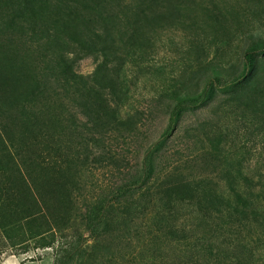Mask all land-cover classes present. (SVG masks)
Wrapping results in <instances>:
<instances>
[{
    "label": "rangeland",
    "instance_id": "obj_1",
    "mask_svg": "<svg viewBox=\"0 0 264 264\" xmlns=\"http://www.w3.org/2000/svg\"><path fill=\"white\" fill-rule=\"evenodd\" d=\"M77 2L0 0V264H56L66 243L84 249L79 264H264V0H94L112 20L66 31L69 13L89 16ZM91 38L118 56L79 46ZM64 55L72 87L50 77ZM208 83L151 181L92 235L85 209L134 183L177 97ZM20 169L67 228L54 242L32 235L44 223L25 219Z\"/></svg>",
    "mask_w": 264,
    "mask_h": 264
},
{
    "label": "trees",
    "instance_id": "obj_2",
    "mask_svg": "<svg viewBox=\"0 0 264 264\" xmlns=\"http://www.w3.org/2000/svg\"><path fill=\"white\" fill-rule=\"evenodd\" d=\"M94 0H90L91 3L86 4V2H83V0H78L77 4L80 6L78 7L82 11H87L89 13V16H85L82 12H77L76 14L72 15V13H69L67 18H65V24L64 29L68 31V29L71 26V21L80 22L83 19L84 25H86L87 29L90 26V24L93 21V18L95 17L94 14H96L98 17H100L103 21H111L112 18L109 16H104V10L102 11V5L97 8V5H93L92 2ZM71 16H73V20L70 19ZM97 21V19L95 20ZM106 31V30H105ZM92 33V31H91ZM106 33V32H105ZM92 35H95L96 37L99 36L97 32H93ZM92 42L88 43H79V46L82 47V49H86V51L89 49L93 50L94 53H98L100 56H105V58H110L112 56H118L117 49L115 47L114 40L111 39V41H104V42H94V39L91 38ZM86 47V48H84ZM66 55L63 56V59L61 60V68L57 71L55 74H50V77H54V82L60 81L62 84H66L68 87H72L75 84V81L77 79L76 74L73 73V61L67 60L65 58ZM246 63L245 68L249 72L254 68L255 65V58L252 56V52H248L246 54ZM106 63H108V59H105ZM53 72V71H52ZM51 72V73H52ZM51 79V78H50ZM48 80V84L51 80ZM211 85H207L205 89L197 93L195 95H185L181 97H177V101L174 104V106L170 110L169 119L167 123V127L162 133V139L157 142L153 148L148 151L146 156L143 159L140 173L135 179L133 184L127 185V186H120L113 190L111 194L112 197H115L111 200V202H99L97 204H94V207L92 208L87 207L85 209V212L83 213L84 222L86 225L87 230L92 235H99L102 233H105L107 230V220H106V213L111 209L116 201L123 197L131 196L137 189V187H145L152 179L153 176V160L155 157L156 151L163 145L169 137L173 135L175 132L180 118L182 114L185 111L195 109L206 102H208L212 96V89ZM102 89H105V87H101ZM87 99L88 95L86 94ZM88 101V100H87ZM90 103L95 104L97 108L101 107L100 104H97L94 100H89ZM104 101V99H102ZM18 177L21 180V182L24 185L25 189L18 190L21 195L22 191L27 192L28 197L32 200L30 210L27 211V215L25 219L30 220L32 222L41 220L43 221V226H41L39 229L36 230V232H33L34 237H45L49 235L51 237V240L54 242L56 241V236L58 233H61L65 231L67 228H61L58 223L55 222L53 214L51 209L49 208V205L47 204V196L46 194H41L37 191V188L35 186L33 187L30 184V172L26 171L23 172L21 169L17 172ZM51 194V193H50ZM56 191L52 194L55 195ZM22 197V196H21ZM239 197V196H238ZM239 202H243L242 199ZM243 214H247L246 212L242 211ZM84 249L76 246L72 243L68 244H61L58 246L57 249V260L56 264H79L81 260L84 258Z\"/></svg>",
    "mask_w": 264,
    "mask_h": 264
}]
</instances>
